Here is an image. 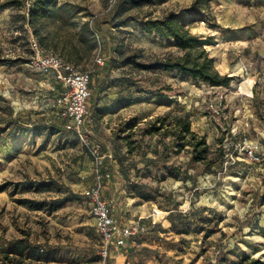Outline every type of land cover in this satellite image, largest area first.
<instances>
[{
  "label": "rangeland",
  "instance_id": "1",
  "mask_svg": "<svg viewBox=\"0 0 264 264\" xmlns=\"http://www.w3.org/2000/svg\"><path fill=\"white\" fill-rule=\"evenodd\" d=\"M9 1L0 0V186L8 185L0 190V252L27 237L35 246L25 255L32 264H110L99 255L88 195L98 179L105 188L114 164L123 180L116 197L120 188L127 190L129 202L141 211L134 220L142 204L143 215L153 208L160 212L154 227L132 240L139 246L128 253L129 260L236 264L249 256L264 261V0H147L138 7L129 0H58L67 9L57 10L56 19L69 13L75 21H90L103 47L100 75L110 85L142 87L146 93L142 104L109 118L97 110L99 96L91 86L87 143L63 126V87L28 66V36L35 29L25 7ZM170 13L179 15L193 35L212 39L205 49L219 74L233 78L227 87L138 66L181 55L171 40L138 26L146 17ZM81 68L100 76L91 62ZM243 83L251 85L250 92L241 89ZM153 91L163 107L151 103ZM185 115L206 137L207 163L193 161L191 147L177 145L173 136L146 133L158 116L173 124ZM133 117L137 126L126 131L124 124ZM230 133L261 140L260 162L225 164L222 143ZM22 199L33 208L20 204ZM59 199L65 204L50 211Z\"/></svg>",
  "mask_w": 264,
  "mask_h": 264
},
{
  "label": "trees",
  "instance_id": "2",
  "mask_svg": "<svg viewBox=\"0 0 264 264\" xmlns=\"http://www.w3.org/2000/svg\"><path fill=\"white\" fill-rule=\"evenodd\" d=\"M129 2L133 7H138L148 1L129 0ZM197 2L207 4L210 0H198ZM27 3L28 7L26 6ZM8 4L16 7L23 5L25 7L28 23L34 27L35 33L38 36L33 31L32 34L44 49L60 56L67 63L74 65L81 71H85V69L81 68V64L87 61L92 63L93 51L98 47L96 32L90 21H75V18L69 13L67 15L59 14L58 19H56L54 16L55 12L63 9L66 11V4L60 5L58 0H25L24 2L23 0H10ZM120 8L117 9V15H121ZM67 12L69 11L67 10ZM51 20L59 21L55 33L58 36H66L67 38L66 43L63 44V46L70 45L67 57L54 52L43 42L48 38L46 29L49 26L48 21L50 22ZM138 26L143 33L154 35L163 40H171L174 47L181 53L176 58H166L148 64H138L142 69L164 70L167 72L177 71L179 74H186L193 81L204 83L213 88L227 87L233 80L231 77L220 75L215 69L214 58L205 49L207 45L214 44L212 39H202L199 36L193 35L186 25L180 21L179 15L170 13L163 18L146 17L138 22ZM42 29L45 30L43 34L40 32ZM55 33L53 37L56 36ZM136 120V117L131 118L129 122L124 124V129L131 132L137 126ZM191 124V119L188 115L177 118L173 124H168L165 116H158L148 123L146 133L155 135L163 132L165 135L173 136L177 145L191 147L193 161L207 163L210 151L206 137L205 135H198L193 132ZM132 135L130 134V136ZM7 186L5 184L1 185L0 190ZM65 202L66 199L57 200L51 205L50 211L61 208ZM19 203L33 208L32 202L28 200L22 199ZM40 208L37 206L36 210ZM206 236H209V233ZM34 248V244L27 237L16 239L12 243L10 251L0 252V264H32L31 261H26L25 255ZM236 264H264V261L246 256Z\"/></svg>",
  "mask_w": 264,
  "mask_h": 264
},
{
  "label": "built area",
  "instance_id": "3",
  "mask_svg": "<svg viewBox=\"0 0 264 264\" xmlns=\"http://www.w3.org/2000/svg\"><path fill=\"white\" fill-rule=\"evenodd\" d=\"M28 7V3L26 4ZM28 45L31 52L28 66L31 70L49 77L63 87L60 97L61 110L59 116L67 131H72L83 142L87 143L84 128L87 123L89 101L91 98V70L81 71L74 65L67 63L60 56L44 49L37 38L30 32ZM95 63L103 65V59L97 57ZM229 141L225 139L223 149L225 164L237 160L248 163H258L262 157L261 140H252L248 136L230 133ZM96 149L93 150V154ZM89 202L94 228L100 237L99 255L106 261L113 248H122L129 240L147 234L156 224L155 210L146 219L138 218L121 225L114 217L110 202L104 194V186L98 179L89 191Z\"/></svg>",
  "mask_w": 264,
  "mask_h": 264
},
{
  "label": "crops",
  "instance_id": "4",
  "mask_svg": "<svg viewBox=\"0 0 264 264\" xmlns=\"http://www.w3.org/2000/svg\"><path fill=\"white\" fill-rule=\"evenodd\" d=\"M85 20V19H84ZM53 26H48L46 29V34H48V38L45 39L43 42L46 46L54 50V52L61 54L65 57L68 56V50L70 49V45L63 46L64 43H66V36H58L57 31L59 21L54 20ZM55 33V37L54 36ZM102 46L98 44V47L93 51V59H92V66L95 68L94 72L98 73L99 75L102 74L103 67H100L96 65L95 59L101 55L102 52ZM174 72V71H173ZM101 76V77H100ZM99 77L97 74H94L92 77V87L94 88V94L99 96V105L97 106V110L100 112L101 116L113 118L112 116H119L124 111L128 110L129 108H132L136 106L138 103L142 104V99H144V95L146 93L144 92V89L142 87L139 88V90L132 91L131 87L124 85L121 87H117L114 85H110L105 77L100 75ZM206 85V84H205ZM119 88V89H117ZM124 88H127L128 90H123ZM130 93V94H129ZM151 99V103H156L158 107H163L165 103H161L159 100L160 97L156 92H152L151 96L148 97ZM169 105V104H167ZM169 108V107H168ZM193 125V124H192ZM192 131L196 134H201L196 129L192 128ZM117 167L116 165H112L111 168L108 169V172L106 173V176L104 178L106 182V186L104 188V194L107 198V200L110 202L113 215L115 219L121 224L126 225L130 222H132L135 217L136 212H138L139 209L137 207L132 206L133 204L129 202V195L127 193V190H122L120 188L119 192V200L117 196L118 189L116 185L119 183V181L123 180L121 179L118 172L114 169ZM133 200V199H132ZM146 204H142L140 207H143L142 214L139 216V218L143 217H149L151 213H148L147 215H143L146 212L145 208ZM137 210V211H135ZM155 211V209H152V213ZM139 212H141L139 210ZM170 210L167 211V214H170ZM154 227V226H153ZM152 227V228H153ZM158 228V226H157ZM164 230H168L167 227L164 228ZM156 233V232H154ZM147 241V239H145ZM130 241V242H129ZM125 246L127 248L125 249V246L122 248H113L109 255V261L110 264H138V259L135 257H132V260H129L128 253L133 250V248L138 247L139 245L136 244V242H133L132 240H129ZM130 243V244H128ZM141 245H145V243H141ZM145 259H141L143 261Z\"/></svg>",
  "mask_w": 264,
  "mask_h": 264
},
{
  "label": "bare ground",
  "instance_id": "5",
  "mask_svg": "<svg viewBox=\"0 0 264 264\" xmlns=\"http://www.w3.org/2000/svg\"><path fill=\"white\" fill-rule=\"evenodd\" d=\"M241 89H243V91H245V92H250L251 85H250L249 83H246V84L243 83ZM156 211H157V210H156ZM157 214L160 215V212L157 211Z\"/></svg>",
  "mask_w": 264,
  "mask_h": 264
}]
</instances>
